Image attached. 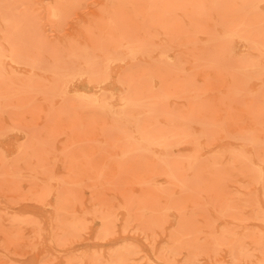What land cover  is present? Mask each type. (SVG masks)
<instances>
[{
	"label": "rangeland",
	"instance_id": "rangeland-1",
	"mask_svg": "<svg viewBox=\"0 0 264 264\" xmlns=\"http://www.w3.org/2000/svg\"><path fill=\"white\" fill-rule=\"evenodd\" d=\"M0 264H264V0H0Z\"/></svg>",
	"mask_w": 264,
	"mask_h": 264
}]
</instances>
